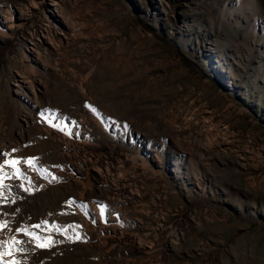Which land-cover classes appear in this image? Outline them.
<instances>
[{
    "label": "rangeland",
    "instance_id": "1",
    "mask_svg": "<svg viewBox=\"0 0 264 264\" xmlns=\"http://www.w3.org/2000/svg\"><path fill=\"white\" fill-rule=\"evenodd\" d=\"M13 157L0 264H264V0H0Z\"/></svg>",
    "mask_w": 264,
    "mask_h": 264
},
{
    "label": "snow or ice",
    "instance_id": "2",
    "mask_svg": "<svg viewBox=\"0 0 264 264\" xmlns=\"http://www.w3.org/2000/svg\"><path fill=\"white\" fill-rule=\"evenodd\" d=\"M86 107H89L91 108V105H88L86 104L85 105ZM92 111H96L94 108H92ZM40 116L42 119L45 118L44 116V113H40ZM53 127H59L58 125H53ZM61 131H64L63 128H60ZM68 135H72L71 132L68 133ZM12 153H16L17 152V149L13 148L11 150ZM3 156L7 157L10 155V153H2ZM35 158H32V157H29V158H21V157H13L11 159H4L3 160V163H0V189H3L5 187L4 185V180L7 176V174L4 172V168L5 166H9L11 167L12 169H14V175L17 177V178H23L25 180L28 179V177L25 175L24 172L21 171L19 165L21 163H24L26 164L28 167L30 168H35ZM45 170L41 169V172H43ZM52 179H56V177H52ZM29 183H31V181H29ZM20 187L25 191V192H28L29 191V188L28 187H25L24 184H21ZM3 193L0 192V196H2ZM69 204L72 203V201H69L68 202ZM47 222L46 221H43L39 224H34L32 225L31 227L32 228H35V229H40L42 227V224H46ZM8 227V221L7 220H4V221H0V229H5ZM16 232L20 233L22 232L25 236H28L31 238V241L29 242H32V241H35L36 242V246L39 247V248H49L51 246H53L56 241L53 239V237L51 235H48V236H39L37 235L36 233L34 232H31V231H28L26 228H20V227H17ZM75 239L76 240H79L80 239V235L77 233L76 236H75ZM22 241H19L16 239L15 236H13L10 240H5V239H0V260H3V258L5 256H12L13 255V252H12V248L14 245H21ZM7 245V248H5L4 246ZM18 251L20 252H25L27 251L26 248L24 247H19L17 249ZM7 264H18L17 261H8Z\"/></svg>",
    "mask_w": 264,
    "mask_h": 264
}]
</instances>
